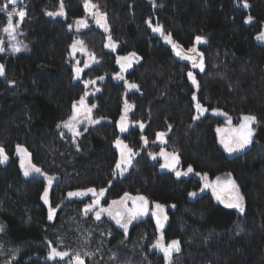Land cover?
<instances>
[{
	"label": "trees",
	"instance_id": "trees-1",
	"mask_svg": "<svg viewBox=\"0 0 264 264\" xmlns=\"http://www.w3.org/2000/svg\"><path fill=\"white\" fill-rule=\"evenodd\" d=\"M62 2L66 19L47 15L61 0L17 4L27 13L18 32L24 50L14 53L5 43L0 53V146L8 157L0 163V264H67L85 252L91 254L87 264H167L153 247L163 234L167 243L180 242L171 264H264V40L256 38L264 31V0H246L247 8L245 0H90L106 17L107 31L96 25L77 31L72 24L86 16L85 0ZM148 20L186 51L203 37V71L177 58ZM7 23L0 14V35ZM108 35L120 46L116 52L105 49ZM76 41L86 50L73 52ZM133 52L131 68L121 71L117 59ZM89 53L96 63L85 67ZM76 67L83 69L78 78ZM126 81L138 88L129 89ZM86 92L95 105L92 117L101 121L74 137L57 126ZM197 101L227 116L200 115ZM125 102L131 106L126 113ZM122 115L128 123L123 132ZM243 115L256 117L255 140L229 153L216 129L229 125L228 117L237 127ZM161 132H167L165 144L157 141ZM117 139L134 153L125 175L116 168ZM17 145L42 173L55 177L49 204L42 199L45 175H24ZM161 149L177 153L181 170L191 166L195 174L162 170ZM224 174L240 190L243 213L211 192L189 195L205 175L212 181ZM90 188L104 190L99 203L105 206L125 193L144 196L167 208L169 223L161 230L148 217L126 235L107 216L96 220L83 213L88 196H67ZM50 205L56 208L52 220ZM53 247L69 256L48 259Z\"/></svg>",
	"mask_w": 264,
	"mask_h": 264
},
{
	"label": "snow or ice",
	"instance_id": "snow-or-ice-1",
	"mask_svg": "<svg viewBox=\"0 0 264 264\" xmlns=\"http://www.w3.org/2000/svg\"><path fill=\"white\" fill-rule=\"evenodd\" d=\"M20 2H21V0H8V3L13 4V5H16ZM84 7L86 10H89L90 8L97 9V11L94 13V15L98 16L96 23L98 25H100L101 27H104L105 31H107L108 29H107L106 17L104 16V14L99 13L98 6L95 4H91L90 0H85ZM243 7L244 8L249 7L246 0H245V3L243 4ZM3 10H4V8L0 7V11H3ZM64 14L65 13L63 11L62 0H61L59 11L47 13V15H49V16H63ZM26 15H27V13H26L24 8H20L19 11L15 12V13H8V17H7L8 26L6 28H4V32L7 33L11 39H15V36L13 35V33L15 32L16 27H18L19 23L23 22ZM14 16L18 18L16 25L13 24ZM251 20H252V17L249 16L248 20L246 22H250ZM146 23H147L148 27L152 29L153 32L160 33L162 36H164V39L168 43L172 44L173 49L176 50L177 56L182 55V50H181L180 46L172 41L171 34L165 35L162 27L160 25L153 26L151 20L146 21ZM76 24L79 26L87 27V24L84 20H77ZM69 27H71V25ZM256 38L258 40H264V32H261ZM195 41H196V44H200L204 41V38L201 36H197L195 38ZM109 42L110 43L108 45H105V46L106 47H112L114 49L115 44L111 43V37L110 36H109ZM2 43H3V41H0V44H2ZM77 45H80V50H82V51L86 50V49H84L82 41H76L71 46L73 49V52L77 50ZM22 50L23 49L15 46V45H13V47H12V51L14 53L20 52ZM3 51H4V48L0 47V52H3ZM188 53L199 55L200 56L199 62H197L196 55H188ZM89 56H90V58H93L91 53H89ZM134 57H136V53L133 52V53H130L128 56L119 57L117 59V63L121 65V71L126 70L127 67H131L132 58H134ZM183 58L191 60L193 67H199L200 70L203 71V69H204L203 56H202V54L197 53V48L195 46L188 49L187 53H183ZM85 67H88L87 63H85ZM82 71H83V69L76 67L75 72H76L77 78L80 76V73ZM3 75H4V66L0 65V76H3ZM188 76H189V79L192 81V84L196 85L198 87V83H197L195 77L193 76V74L191 72H189ZM116 78L117 79H123V76L118 75ZM99 79H103V77H100ZM94 83H95V81H85V86H87L88 84H94ZM125 83L129 89H137L138 88V85H136L134 83H128L127 81ZM87 95H88V93L86 92L85 95L82 96L78 102L73 104L72 115L69 117V119L67 121L62 122L63 126L67 129H69L70 131H72L74 135H80L79 131L77 130V125L79 123H81V121L78 119V116L81 114L85 115V118L88 119L89 123H99L98 120H92L91 119V116H90L91 108H94L95 105H92L91 108L86 105L85 98ZM192 99H193V101L197 100V97L195 94H193ZM77 104L79 105V107L77 106ZM130 107L131 106L128 105L127 102H125V113L127 112V110ZM195 108L200 115H203L204 112L208 111V109L204 108L198 101L195 104ZM212 111L216 114H221V115L227 116L226 113H221V112H219L218 109H213ZM198 118H199V116L193 117V119H198ZM125 121H126V115H122L120 118V121H119L120 131H122V132L127 130ZM228 122H229V125H231V117H228ZM255 122H256L255 116L243 115L241 117V122H240L238 127H236V128L230 127L228 129L217 128L216 131H217V133L220 134V143L224 146L225 151H227L229 153L235 152V151H238V150L245 148L248 144H250L252 142L251 138L253 136V129L251 126ZM140 126H141V128H143V124H141ZM57 127H60V125H58ZM165 135H166V133H163V132L157 133V138L159 140H161V142H163ZM115 144L118 148L121 149V158L117 162L116 168L122 169V165H130L131 164V157L134 155V153L132 152V150L130 148H128L127 145H125L119 139H117L115 141ZM16 150H17V153L20 154L22 157L21 167L24 168V175L25 176H28L32 172L39 173L41 175H45L44 173H42L41 169L36 167L35 165H32L29 163L28 166L25 167V159L24 158L30 155L25 148L17 145ZM160 155L163 156L164 160H165V163L162 164L161 167L171 168L173 170L176 169V166L179 164V156L177 153H175V152L168 153V152H165L163 149H161ZM7 158L8 157L5 153L4 148L2 146H0V163H3L4 161H6ZM153 159H155V156H153ZM122 170H126V168L122 169ZM190 172H193V169L191 166L188 167L186 172L176 171V176L179 177L181 175H187ZM197 175H199V174H197ZM45 179L48 182V186L45 187V189H44L42 199L44 200L45 204H49V189H50L55 177L45 175ZM204 179L207 180L206 175H205ZM219 184H220V178L218 177L217 182L215 184H209L206 182L205 187L213 188L214 194H217L216 189L219 186ZM224 189L226 191H228L230 194V198H229L228 202L226 203V206L230 207V208H236L241 213H243L244 212L243 197L240 195L239 188L235 184V181L230 178V174H229V179L224 183ZM89 192L93 193V195H96V190L90 188V189H87L84 191L69 192L67 194V196L69 198L82 197V196L87 195ZM103 194H104V190L101 189L99 192V196H103ZM189 195L195 196L196 193L195 192L189 193ZM128 199H131L133 201V208L132 209L124 208L123 211L117 210L115 212V214H113L111 207L101 208L100 211H97L95 213L96 220L101 219L102 213H107L109 216H111L113 219H115L116 223L124 229L125 233H127L128 223H130L132 220L136 219L139 215L146 214L148 211V201L143 196L130 197L127 193H125V197L122 198L121 201H113L112 204L113 205H116V204L124 205ZM217 199H221L219 194H217ZM137 202H139V203H137ZM221 202H224V201H221ZM98 204H99V199L97 198L95 201H93V204L85 206L84 214L87 215ZM155 208L158 211L153 212L152 214L157 217V227L163 228V220H166L167 217L164 216L163 220H162L158 213H163L164 206L157 203L155 205ZM55 213H56V208H54L50 205L49 206L48 219L52 220L55 216ZM125 214H127L128 220H127V222L122 223V218L124 217ZM162 241H163V236H161L159 238V240L157 241L156 244L153 245V247L158 248L161 252H163L165 260L168 262V264H171V257H172L173 252H179L180 251V242L178 240H172L169 244H167L165 246L162 243ZM85 255H88V254L86 253ZM68 256H69V253L67 251H58L55 247H53V248H51V250L49 252L48 259L55 260L56 258H60L61 260H63L65 257H68ZM70 264H85V262L79 253H75L72 260L70 261Z\"/></svg>",
	"mask_w": 264,
	"mask_h": 264
},
{
	"label": "rangeland",
	"instance_id": "rangeland-1",
	"mask_svg": "<svg viewBox=\"0 0 264 264\" xmlns=\"http://www.w3.org/2000/svg\"><path fill=\"white\" fill-rule=\"evenodd\" d=\"M61 4V3H60ZM0 7H3L4 8V10L3 11H0V14H4V15H6L7 17H8V13H15V12H17V11H19V9L20 8H22L21 6H16V7H12V8H10V4L8 3V0H0ZM60 8V7H59ZM57 11H59V9L57 10ZM56 11V12H57ZM63 11H64V15L63 16H50V17H52V18H61V19H66L67 18V14H66V10H65V8H64V4H63ZM97 10L96 9H94V8H90L88 11H87V14H86V16L84 17V18H81V19H75L74 21H73V24H72V26H73V28H75L77 31H82V30H85V29H87V28H89V27H91L92 25H94L95 24V22H96V20H97V17L98 16H96V15H94V13L96 12ZM17 17H15L14 16V18H13V24L14 25H16V23H17ZM77 20H84L85 22H86V24H87V27H83V26H79V25H77L76 24V21ZM20 25V24H19ZM19 25H18V27H16V29H15V32L13 33V35L15 36V39H11L9 36H8V34L7 33H5L4 32V29L2 30V32H1V35H0V41H3V43L2 44H0V47H3L4 48V45H5V43H7V45H5V47H9V49L12 51V47H13V45H15V46H17V47H20L21 49H23L24 50V45L22 44V42L19 40V38H18V32H19ZM8 26V23H7V25L5 26V28ZM203 42H205V41H203ZM202 42V43H203ZM199 45H201V43L200 44H196V48H197V53H200V50H199ZM22 50V51H23ZM13 52V51H12ZM1 53V52H0ZM18 53V52H17ZM192 54V53H191ZM93 58H90V56H89V54H88V56L86 57V59H84V64L85 63H87L88 64V67H90V66H92L93 64H95L96 63V58L94 57V56H92ZM80 67V66H79ZM193 76L195 77V75L193 74ZM195 79H196V77H195ZM196 81H197V79H196ZM190 82L192 83V81L190 80ZM197 83H198V81H197ZM194 87H197L196 85H193ZM80 121H81V123H79L78 125H77V130L79 131V133H80V135H74L73 134V132L72 131H70L69 129H67V128H65L64 126H63V124L60 126V128H62V129H64V130H66L68 133H70L72 136H74V137H79V136H81V134L83 133V131H86L88 128H90V127H92V126H95V125H97V124H99L100 123V121L101 120H98L99 121V123H89L88 122V119H86L85 118V115H83V116H80L79 118H78ZM91 119L92 120H96V119H94L92 116H91ZM239 126V125H238ZM237 126V127H238ZM236 127V126H235ZM252 129H253V136H252V138H251V140H252V142L255 140V137H256V132H257V122H255V123H253L252 124ZM223 129V128H222ZM163 133H166V135H165V137H164V140H163V142H161V140H159L158 138H157V141H158V143H160V144H165L166 143V140H167V132H163ZM251 142V143H252ZM250 143V144H251ZM133 152V151H132ZM159 155H160V153H159ZM161 156V155H160ZM133 158H134V155L131 157V164L130 165H126V166H123L122 167V169H125L126 168V170H122L121 169V171H120V174L121 175H125L126 173H127V171L129 170V168L132 166V160H133ZM21 159H22V157H21ZM25 159V167H27L28 166V164L30 163V164H32L33 165V163L31 162V160H30V157H25L24 158ZM161 164H160V166L162 165V164H164L165 163V160H164V157H162L161 158ZM179 164H180V158H179ZM179 164L176 166V169L175 170H173V169H171V168H163V167H161V169L162 170H167V171H172V172H176V171H182L181 170V168L179 167ZM193 169V168H192ZM187 170H183L182 172H186ZM23 172H24V168H23ZM39 173H35V172H32V173H30L28 176H37ZM195 173H194V170H193V172H190V173H188L187 175H184L185 177H190V176H193ZM220 178V184H219V186L217 187V189H220V190H225L224 189V183L229 179V174H224V175H221V176H217L215 179H213L212 180V184H215L216 182H217V178ZM230 178L232 179V180H234L233 178H232V176L230 175ZM55 184V179H54V181H53V183H52V185H54ZM235 184H236V182H235ZM237 185V184H236ZM130 197H137V196H140V195H137V196H131V195H129ZM88 197H89V202H88V204H86L85 206H87V205H90V204H93V201H95L97 198L99 199V198H104V194H103V196H99V192H97L96 191V195H93V193H91V192H89L88 193ZM125 196H123L122 198H124ZM144 197V196H143ZM122 198H120V199H118V200H115V201H121L122 200ZM146 198V197H145ZM147 199V198H146ZM147 201H148V211H147V213L146 214H143V215H139L136 219H134V220H132L130 223H128V230H127V233H125V231H124V229L122 228V227H120V225H118L117 223H116V220L115 219H113L111 216H109L107 213H102L101 214V218H103V217H105V216H107L121 231H123L126 235H128L129 234V231L131 230V228L133 227V225L135 224V223H137V222H139V221H142V220H144V219H146V218H148L149 217V215H150V212L152 211V209H153V207H154V205H152L151 203H150V201L147 199ZM112 202L113 201H111L109 204H108V206H105V205H103V203H99L98 205H96L93 209H92V211H90L87 215H89V214H93V216L95 217V213L97 212V211H100V209L101 208H109V207H111V209L113 210L115 207H122V208H127V209H132L133 208V201L131 200V199H128L126 202H125V204L124 205H121V204H116V205H113L112 204ZM137 203H139V202H137ZM243 205H244V202H243ZM85 206L83 207V213H84V208H85ZM238 210V209H237ZM127 215V214H126ZM127 220H128V216H127V218L122 222V223H125V222H127ZM159 240V239H158ZM157 240V241H158ZM157 243V242H156ZM162 243L166 246L167 244H169V243H167L165 240L164 241H162ZM157 250V249H156ZM159 252H161L160 250H159ZM88 254V255H85V254ZM162 253V255L164 256V254H163V252H161ZM176 252H173V254H172V257H173V255L175 254ZM85 254L83 255V256H81L83 259H84V262H85V264H87V257L88 256H90L91 254L89 253V252H85ZM172 257H171V260H172ZM72 260V259H71ZM71 260H67V264H70V261ZM167 262V261H166ZM167 264H168V262H167Z\"/></svg>",
	"mask_w": 264,
	"mask_h": 264
},
{
	"label": "water",
	"instance_id": "water-1",
	"mask_svg": "<svg viewBox=\"0 0 264 264\" xmlns=\"http://www.w3.org/2000/svg\"><path fill=\"white\" fill-rule=\"evenodd\" d=\"M22 1V0H21ZM19 4V3H18ZM10 5H13V4H10ZM17 5V4H16ZM16 5H13V6H16ZM264 32V31H263ZM109 36L111 37V43H113V44H115V48L113 49L112 47H106L105 46V49H106V51H108V52H116L118 49H119V44L113 39V37L111 36V35H108L107 37H106V43H105V45H108L110 42H109ZM168 43V42H167ZM168 44H170V43H168ZM181 48V50H182V55L181 56H177L176 55V50H174L173 49V46H172V49H173V51H174V53H175V55H176V57L177 58H179V59H181V60H184V61H188V62H192L191 60H188V59H185V58H183V53H187V51L185 50V49H183L182 47H180ZM77 51H81L80 50V45H77V50H76V52ZM188 55H196V54H191V53H188ZM122 57V56H121ZM196 59H197V61L199 60V56L198 55H196ZM0 65H3V63L2 62H0ZM120 67H121V65L120 64H118ZM4 66V65H3ZM131 66H132V62H131ZM131 67H127L126 68V70L125 71H128L129 69H130ZM4 72H5V67H4ZM3 76H0V79L2 78ZM85 102H86V105L88 106V107H90L91 108V106L88 104V102H87V100H86V98H85ZM77 106L79 107V105L77 104ZM203 106V105H202ZM204 107V106H203ZM204 108H206V109H208L207 107H204ZM92 111H93V109L91 108V113H90V116H92ZM214 115V116H219L220 114H216V113H214L212 110L211 111H206V112H204L203 113V116H205V115ZM84 114H81V115H79L78 116V118L80 117V116H83ZM126 122V121H125ZM126 127H128V123L126 122ZM236 128L235 126H233V125H228V127H227V129L228 128ZM125 145H127L128 146V144L126 143V142H124L122 139H120ZM115 148H116V150L118 151V154H119V158H118V161L120 160V158H121V149L120 148H118L117 146H116V144H115ZM128 148H129V146H128ZM244 149V148H243ZM243 149H241V150H243ZM161 157H163V156H161ZM123 166H126V165H122V167ZM118 170H121V169H118ZM42 176V175H41ZM207 177V180H205L204 179V181H203V183H202V185H201V188L199 189V191H197V192H195L196 193V195L195 196H191V199H195V198H198V197H201L202 195H204V194H206V193H208V192H211L212 194H213V196L217 199V194H219L220 195V197H221V199H217L219 202H221V201H224V202H221L223 205H225L226 206V203L228 202V200H229V198H230V194H229V192L228 191H226V190H220V189H216V193L217 194H214V191H213V188H211V187H205V183L207 182V183H209V184H212V181H211V179L208 177V176H206ZM52 187V186H51ZM51 187H50V189H51ZM49 189V190H50ZM239 193H240V190H239ZM240 195H241V193H240ZM83 197V196H82ZM82 197H75V198H82ZM100 200V199H99ZM156 205V204H155ZM155 205H154V207H153V209H152V211L150 212V215H149V218H151L153 221H154V223H155V225L157 226V217L156 216H154L152 213L153 212H157L158 210L155 208ZM123 209L124 208H122V207H115L112 211H113V214H115V212L117 211V210H121V211H123ZM159 215H160V217H161V219L163 220V217L164 216H166L167 217V219L166 220H163V228H159V229H165L166 227H167V225H168V223H169V214H168V211H167V208L166 207H164V210H163V213H158ZM127 218V215L125 214L124 215V217L122 218V222L125 220ZM161 236H163V239H164V234L163 235H161ZM56 259H60V258H56Z\"/></svg>",
	"mask_w": 264,
	"mask_h": 264
},
{
	"label": "flooded vegetation",
	"instance_id": "flooded-vegetation-1",
	"mask_svg": "<svg viewBox=\"0 0 264 264\" xmlns=\"http://www.w3.org/2000/svg\"><path fill=\"white\" fill-rule=\"evenodd\" d=\"M98 19V18H97ZM94 25H96V26H100V25H98L96 22H95V24ZM227 127H228V125L226 126V127H224L223 129H227ZM85 196H88V194L87 195H85ZM101 199V198H100ZM100 201V200H99Z\"/></svg>",
	"mask_w": 264,
	"mask_h": 264
},
{
	"label": "bare ground",
	"instance_id": "bare-ground-1",
	"mask_svg": "<svg viewBox=\"0 0 264 264\" xmlns=\"http://www.w3.org/2000/svg\"><path fill=\"white\" fill-rule=\"evenodd\" d=\"M115 146V145H114ZM199 191V190H198Z\"/></svg>",
	"mask_w": 264,
	"mask_h": 264
}]
</instances>
